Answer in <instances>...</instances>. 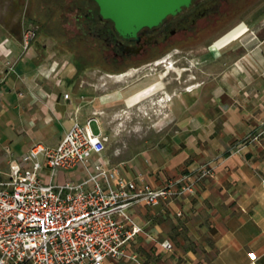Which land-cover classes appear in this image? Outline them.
<instances>
[{"label":"crops","instance_id":"obj_1","mask_svg":"<svg viewBox=\"0 0 264 264\" xmlns=\"http://www.w3.org/2000/svg\"><path fill=\"white\" fill-rule=\"evenodd\" d=\"M26 4L17 0L12 10V2L0 0L1 179L30 143L57 145L75 119L91 117L90 101L70 75L59 76L49 57L40 61L41 49L24 50ZM259 22L258 32L264 17ZM259 44L215 79L189 83L171 96L163 92L160 102L170 114L156 143L112 156L105 151V160L126 179L155 189L203 167L212 170L193 196L129 209L144 230L131 251L144 264H264V40ZM218 54L210 52L211 59ZM211 59L204 67L214 68ZM158 80L145 79L130 97L140 100L144 86H158ZM76 170L58 172L55 181H77L83 174Z\"/></svg>","mask_w":264,"mask_h":264},{"label":"built area","instance_id":"obj_2","mask_svg":"<svg viewBox=\"0 0 264 264\" xmlns=\"http://www.w3.org/2000/svg\"><path fill=\"white\" fill-rule=\"evenodd\" d=\"M35 35L34 29L23 31L24 50ZM108 142L97 119H75L55 147L30 143L8 163L5 178H0V264H144L131 251L144 230L129 209L193 196L198 184L213 176L203 167L155 189L126 179L118 166L110 165L104 158ZM75 169L82 178L55 181L58 172ZM160 247L172 250L169 242Z\"/></svg>","mask_w":264,"mask_h":264},{"label":"rangeland","instance_id":"obj_3","mask_svg":"<svg viewBox=\"0 0 264 264\" xmlns=\"http://www.w3.org/2000/svg\"><path fill=\"white\" fill-rule=\"evenodd\" d=\"M8 1L12 2L13 10L17 0ZM237 4L232 7L223 26L207 36L200 34L199 39L189 43L182 53L170 52L169 55H173L167 60L170 64H156L162 59L156 58L139 67L129 65L121 71L105 69L95 49L99 42L84 36V31L77 28L82 26V11L77 10L83 7L82 0H27L24 29L36 31L30 46L41 49L40 61L45 62V57H49L48 62L54 64L59 76L70 75L90 101L88 113L98 120L109 137L106 151L112 156L119 150L129 151L132 147V152L140 151L157 142L161 134L157 131L164 129L167 123L165 115L170 114L164 107L166 103L160 102L162 96L166 100L167 95H162L163 92L171 96L175 88L184 90L189 83L215 79L226 64L241 60L247 49L261 47L259 43L264 40V30H258L261 28L259 21L264 17V0H241ZM92 9L97 12L94 4ZM76 15L80 18L76 19ZM216 51L219 56L211 59L210 52ZM210 59L215 62L212 69L202 64ZM178 67L189 70H179ZM178 77L180 81L186 79L187 82L177 84L174 78ZM152 78H161L158 86L145 85L140 100L130 97L138 84ZM168 80L171 85L169 92L163 90L162 85ZM91 129L97 132L95 124Z\"/></svg>","mask_w":264,"mask_h":264},{"label":"flooded vegetation","instance_id":"obj_4","mask_svg":"<svg viewBox=\"0 0 264 264\" xmlns=\"http://www.w3.org/2000/svg\"><path fill=\"white\" fill-rule=\"evenodd\" d=\"M240 1L193 0L188 9L181 11L175 17L166 19L159 27L141 30L138 40L126 41L114 33L110 22L99 18L98 9L97 12L93 11L92 1L82 0L83 7L77 8L78 11H82V26H77V28L84 31V36L92 37L99 42L97 46L95 45V49L105 69L121 71L129 65L139 67L156 58H162L156 64L167 62L173 56L169 55L170 52L182 53L189 43L199 39L200 34L207 36L223 26L232 7L238 5ZM79 18L80 15H76V19ZM167 63L170 64V62ZM177 69L189 70L179 67ZM174 80L179 85L187 82L186 79L181 82L179 77ZM170 86L169 80L163 83V88L168 92ZM174 91L180 90L175 88Z\"/></svg>","mask_w":264,"mask_h":264},{"label":"water","instance_id":"obj_5","mask_svg":"<svg viewBox=\"0 0 264 264\" xmlns=\"http://www.w3.org/2000/svg\"><path fill=\"white\" fill-rule=\"evenodd\" d=\"M103 21L112 24L123 40H138L143 29L159 27L166 19L188 9L193 0H90Z\"/></svg>","mask_w":264,"mask_h":264}]
</instances>
